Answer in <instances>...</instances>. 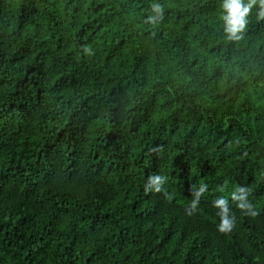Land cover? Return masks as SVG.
Listing matches in <instances>:
<instances>
[{
    "label": "trees",
    "instance_id": "16d2710c",
    "mask_svg": "<svg viewBox=\"0 0 264 264\" xmlns=\"http://www.w3.org/2000/svg\"><path fill=\"white\" fill-rule=\"evenodd\" d=\"M221 2L0 0V264H264V18Z\"/></svg>",
    "mask_w": 264,
    "mask_h": 264
},
{
    "label": "clouds",
    "instance_id": "9594fccd",
    "mask_svg": "<svg viewBox=\"0 0 264 264\" xmlns=\"http://www.w3.org/2000/svg\"><path fill=\"white\" fill-rule=\"evenodd\" d=\"M257 5L259 7L257 8ZM220 7L222 9L223 31L227 40L240 41L249 25L250 16L256 10L258 17L264 18V0H222ZM148 18V23H157L164 18V6L161 3H153L152 10ZM165 183V177L160 174L150 175L144 185L145 192L162 190ZM208 191V185L202 184L197 191L193 193L194 199L191 201L188 209L189 214L195 212L200 203L201 196ZM232 199L239 201L238 207L247 210L250 215H256L252 203L248 200V190L241 186L232 193ZM214 206L218 209L217 215L220 217L218 225L221 232L230 231L234 225L236 217L232 214L227 197L220 196L214 201Z\"/></svg>",
    "mask_w": 264,
    "mask_h": 264
}]
</instances>
